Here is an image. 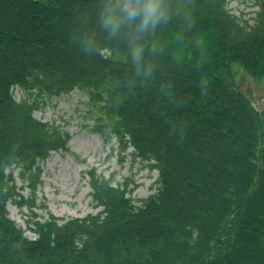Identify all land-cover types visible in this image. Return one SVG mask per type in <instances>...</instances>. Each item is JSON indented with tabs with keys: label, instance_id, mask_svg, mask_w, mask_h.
Instances as JSON below:
<instances>
[{
	"label": "trees",
	"instance_id": "1",
	"mask_svg": "<svg viewBox=\"0 0 264 264\" xmlns=\"http://www.w3.org/2000/svg\"><path fill=\"white\" fill-rule=\"evenodd\" d=\"M249 1L251 20L228 0H157L163 15L142 30L126 0H0L32 21L9 30L0 13V264H264V109L233 68L264 79V0ZM74 90L90 132L157 172L155 192L135 199L132 182L91 168L101 210L31 218L29 239L6 208L35 206L15 180L34 192L71 138L33 114Z\"/></svg>",
	"mask_w": 264,
	"mask_h": 264
},
{
	"label": "rangeland",
	"instance_id": "2",
	"mask_svg": "<svg viewBox=\"0 0 264 264\" xmlns=\"http://www.w3.org/2000/svg\"><path fill=\"white\" fill-rule=\"evenodd\" d=\"M228 9L234 15L249 20L254 18L256 11V7L249 0H228ZM233 68L237 87L245 93L253 107L261 112L264 109V79L254 80L238 66ZM12 93L16 100L24 97L18 88H13ZM86 99L85 94L74 90L69 94L46 99L33 114L39 121L63 127L71 138L67 151L50 154L42 166L39 184L34 192H31L26 182L19 178L15 180L23 199L34 201L35 206L19 207L8 203L6 208L9 218L25 231V236L29 239L35 237L28 230L27 223L31 218L45 219L47 213H51L68 219L96 214L101 210L95 208L90 196L85 172L91 168L105 178H112L114 185L123 184L126 180L132 182V197L135 199L146 198L155 192V170H151L146 162L134 159L131 155L132 149L120 155L115 139L105 144L98 135L90 132V121L84 113L83 102ZM12 173L17 175L19 171L15 168Z\"/></svg>",
	"mask_w": 264,
	"mask_h": 264
},
{
	"label": "clouds",
	"instance_id": "3",
	"mask_svg": "<svg viewBox=\"0 0 264 264\" xmlns=\"http://www.w3.org/2000/svg\"><path fill=\"white\" fill-rule=\"evenodd\" d=\"M124 19L135 21L140 19V29H146L151 23L153 27L159 21L163 12L159 9L157 0H126L123 7ZM108 24H114L111 17L106 21ZM140 50L137 49L133 55L136 58L140 56Z\"/></svg>",
	"mask_w": 264,
	"mask_h": 264
},
{
	"label": "bare ground",
	"instance_id": "4",
	"mask_svg": "<svg viewBox=\"0 0 264 264\" xmlns=\"http://www.w3.org/2000/svg\"><path fill=\"white\" fill-rule=\"evenodd\" d=\"M15 4H16V7L18 9V14L15 16L12 14L13 12L11 10H10V12H8L9 11L8 7H5V6L0 7L1 16L6 17L8 15V19L11 21L9 26L6 27L9 30L21 28L24 24L32 22L30 14L24 13L25 11L21 9L20 5L17 3H15ZM2 19H4V18H2ZM0 22H1V19H0Z\"/></svg>",
	"mask_w": 264,
	"mask_h": 264
}]
</instances>
